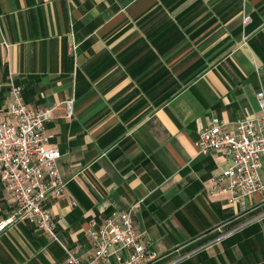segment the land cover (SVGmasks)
Here are the masks:
<instances>
[{
    "label": "crops",
    "instance_id": "crops-1",
    "mask_svg": "<svg viewBox=\"0 0 264 264\" xmlns=\"http://www.w3.org/2000/svg\"><path fill=\"white\" fill-rule=\"evenodd\" d=\"M11 82L57 107L45 127L67 187L47 201L59 240L21 221L0 264L91 262V222L129 210L157 256L145 264H264V193L231 205L228 161L196 145L212 117L263 113L264 0H0V124ZM16 210L0 183V222Z\"/></svg>",
    "mask_w": 264,
    "mask_h": 264
},
{
    "label": "built area",
    "instance_id": "built-area-1",
    "mask_svg": "<svg viewBox=\"0 0 264 264\" xmlns=\"http://www.w3.org/2000/svg\"><path fill=\"white\" fill-rule=\"evenodd\" d=\"M245 20V25L250 23ZM22 86L11 82L10 120L0 124V183L17 202V210L0 222V234L21 221L35 224L50 239L58 241L56 222L47 207L50 196H61L67 187L59 161L61 151L51 143L46 123L57 107L33 109L25 104ZM260 117L236 123L234 129L212 117L209 127L200 132L196 143L200 154L221 153L228 161L218 177L227 181L218 190L229 194V203L244 206L257 193H264L261 170L264 160V89L257 94ZM74 98L64 103L65 117L71 118ZM89 236L94 247L91 262H84L67 251V264H145L157 258L146 233L134 222V211L114 212L102 223L91 222Z\"/></svg>",
    "mask_w": 264,
    "mask_h": 264
}]
</instances>
